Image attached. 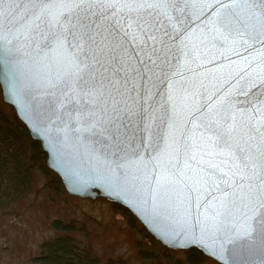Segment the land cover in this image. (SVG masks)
Instances as JSON below:
<instances>
[{"label": "water", "instance_id": "water-1", "mask_svg": "<svg viewBox=\"0 0 264 264\" xmlns=\"http://www.w3.org/2000/svg\"><path fill=\"white\" fill-rule=\"evenodd\" d=\"M147 4L153 5L148 11L160 20L156 35H164L167 44L158 39L147 43L163 47L171 57L163 77L149 82L148 99H156L158 113L170 126L158 152L149 138L140 159L118 167L114 156L77 130L82 125L66 123L58 79L70 68L69 60L62 53L39 54L22 33L9 39L5 31L0 45L2 100L40 144L46 167L69 197L103 199L123 207L170 251L195 249L216 264H264V238L250 228L245 215L246 189L222 182L226 177L221 173L231 176L235 169L229 171L228 154L217 152L200 134L201 120L209 117L235 113L239 122L252 115L249 111L245 116L244 109L249 97L255 99L253 93L264 92V34L257 28L252 35L229 36L219 27L226 5L238 8V0H187V15L179 22L164 5L155 0ZM147 4L96 0L84 10L111 13L109 19L120 28L130 17L143 15ZM130 31L139 39L123 28L117 39L132 65L139 67L138 60L147 56L132 53L145 38L135 26ZM134 83L139 88L142 82L137 78ZM120 99L126 112L138 106L139 97L134 100L128 92ZM178 142L193 147L185 152Z\"/></svg>", "mask_w": 264, "mask_h": 264}, {"label": "snow or ice", "instance_id": "snow-or-ice-1", "mask_svg": "<svg viewBox=\"0 0 264 264\" xmlns=\"http://www.w3.org/2000/svg\"><path fill=\"white\" fill-rule=\"evenodd\" d=\"M125 2L141 7L147 4V0ZM94 3L96 0H0V45L5 31L9 32V39L22 33L26 40L34 42L39 54L62 53L69 60L70 68L58 79L65 101L63 118L70 125H82L77 130L86 132L94 146L114 156L119 167L125 161L140 159L149 138L154 152L161 149L170 126L168 119L158 113L156 99H148L149 82L157 75L163 77L171 57L163 47L158 49L147 43L149 39H158L162 45L167 44L164 35H156L160 20L148 11L152 4H147L143 15L130 17L120 26L126 34L139 39L130 31L135 26L145 38L143 46L137 45L139 51L132 53L137 58L141 54L147 56L138 60L137 67L117 39L120 28L109 19L111 13L101 15L92 13L90 8L84 10L86 4ZM186 3L187 0H155L177 22L187 15ZM238 3V8L226 5L228 11L219 18V27L229 36L252 35L257 28L264 34V0ZM137 78L142 82L139 88L134 83ZM125 92L134 100L139 97L138 106L129 107L127 112L120 99ZM253 96L255 99L249 97L244 109L245 116L252 112L247 119L240 117L237 122L235 113L209 117L201 120L200 134L217 152L228 154L227 168L235 171L231 176L228 171L221 173L226 177L222 182L246 189L243 199L249 209L245 213L249 226L264 238V92ZM178 143L185 152L193 147Z\"/></svg>", "mask_w": 264, "mask_h": 264}, {"label": "rangeland", "instance_id": "rangeland-1", "mask_svg": "<svg viewBox=\"0 0 264 264\" xmlns=\"http://www.w3.org/2000/svg\"><path fill=\"white\" fill-rule=\"evenodd\" d=\"M0 112L10 113L1 93ZM53 195L45 188L42 175L34 171L29 191L0 210V264H34L32 259L40 255V246L56 236L51 229L55 220L83 225L86 234H75V238L103 261L121 258L127 264H143L134 245L139 235L110 203L69 197L65 191ZM171 252L172 260H184V251ZM203 264L216 263L207 260Z\"/></svg>", "mask_w": 264, "mask_h": 264}, {"label": "trees", "instance_id": "trees-1", "mask_svg": "<svg viewBox=\"0 0 264 264\" xmlns=\"http://www.w3.org/2000/svg\"><path fill=\"white\" fill-rule=\"evenodd\" d=\"M9 108L8 114L0 112V210L17 202L29 191L34 171L44 178L48 193L58 196L64 192L60 179L46 167V154L40 144L31 138L13 109ZM111 206L139 235L134 245L137 257L143 264H203L208 260L195 249L184 251V260H172L173 252L155 241L126 209L116 204ZM51 229L56 236L40 246V255L33 258L32 263L127 264L121 258L103 261L81 246L75 234L86 233L84 226L76 221L64 223L55 220L51 223Z\"/></svg>", "mask_w": 264, "mask_h": 264}]
</instances>
